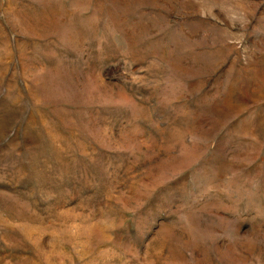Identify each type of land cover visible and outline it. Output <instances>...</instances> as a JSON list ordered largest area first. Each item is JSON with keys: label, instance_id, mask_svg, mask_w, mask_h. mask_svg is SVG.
Wrapping results in <instances>:
<instances>
[{"label": "rangeland", "instance_id": "1", "mask_svg": "<svg viewBox=\"0 0 264 264\" xmlns=\"http://www.w3.org/2000/svg\"><path fill=\"white\" fill-rule=\"evenodd\" d=\"M0 264H264V0H0Z\"/></svg>", "mask_w": 264, "mask_h": 264}]
</instances>
